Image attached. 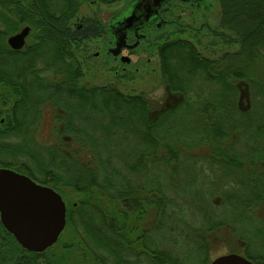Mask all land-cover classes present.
Instances as JSON below:
<instances>
[{"label": "trees", "instance_id": "trees-1", "mask_svg": "<svg viewBox=\"0 0 264 264\" xmlns=\"http://www.w3.org/2000/svg\"><path fill=\"white\" fill-rule=\"evenodd\" d=\"M97 1L109 5L118 0ZM216 2L220 10L216 27L207 23L204 15L206 24L198 29V37L159 47L160 83L175 95L198 97V110L187 102L151 119L147 94L121 92L110 84L78 85L85 77L84 62L78 55L80 44L72 49L69 43V27L80 1L0 0V87L9 92L0 99V119L5 117L0 125V168L23 174L63 197L68 189L79 196L67 208L66 225L57 243L45 253L22 249L0 223V264H192L186 255L164 245L177 246L176 240H181L193 251L209 255L219 242L226 244L229 235L235 246H229L227 254L264 264L261 254L249 253L247 238L228 222L208 214L206 208L186 203L189 210L199 209L197 227L181 219L180 201L166 186L177 188L183 183L179 175L184 166L195 168L203 178L206 167L232 169L243 182L230 179L229 188L245 186L251 193L238 206L254 212L264 206V83L253 78L257 65L264 66V0ZM23 27L31 29L33 45L13 52L6 39ZM93 27L86 24L74 32H96ZM203 39H210L205 48ZM218 44L238 49L213 59L210 56ZM200 48L206 52L211 48L210 56H202ZM182 65L198 68H180ZM47 73L49 78L44 76ZM191 83H198L197 89H191ZM245 86L262 106V117L249 125L254 141L247 153L234 149L241 129L229 124L233 112L248 115L252 110L236 105ZM67 99L75 104L63 106ZM4 106L9 109H1ZM58 109L64 117L69 116V109L80 115L87 112L81 117L83 126H76L71 133ZM185 109L201 125L192 136L170 121ZM53 115L63 123L62 133L52 135ZM96 122L100 123L93 125ZM39 127L49 132L28 131ZM128 137L135 138L137 148L127 169L134 176L147 177L135 184L114 181L119 171L111 169V157L104 156L111 147H118L119 138ZM200 149V154L194 155ZM161 170L167 181L160 178ZM229 188L210 193L207 207L217 209L218 199H222V207L227 205ZM263 229L264 222L259 227ZM203 264H209V258Z\"/></svg>", "mask_w": 264, "mask_h": 264}, {"label": "rangeland", "instance_id": "rangeland-1", "mask_svg": "<svg viewBox=\"0 0 264 264\" xmlns=\"http://www.w3.org/2000/svg\"><path fill=\"white\" fill-rule=\"evenodd\" d=\"M93 1L94 0H86V2L80 7L79 15L85 16V17H88L90 14L95 15L96 18L100 19L101 24L105 26L106 22L112 16L113 12H110L111 9L110 10H103V9L97 10L96 8L92 6ZM130 2L131 0H120L117 4H114L111 8H115L118 13L121 12L122 15H125V13L129 9ZM203 6H207V9H204ZM217 6L218 4L216 0H204V3L199 6L197 11L195 10L196 9L195 7L191 9L189 8V5H183L182 10H185L188 12L192 10L193 16L191 18L188 15L183 16L181 24L192 26L195 29L196 28L199 29L203 24H206L205 19L207 17L206 19L207 23H209L211 26L216 27L218 23ZM175 12H178V10H176ZM204 15H206L205 18H203ZM171 28H173V26L164 27L162 30L168 31V30H171ZM163 31H160V33ZM157 32L158 31H156L155 29H152L150 34L155 36V34H158ZM209 40L210 39H203L201 41L203 48H205L209 44L208 43ZM31 42H32V39H31ZM93 45H95V43L94 44L92 43V46ZM203 48L199 49L202 56H205V57L210 56L208 51L211 50V48H209L207 52L205 49L203 50ZM237 49L238 47L234 45L227 47V46L218 44L213 48L212 50L213 55H211L210 57L213 59H217L221 57L222 55L226 54V52L233 54L234 52L237 51ZM197 53H198V46H197ZM102 59H103L104 65H107L108 67H111L113 65L111 58H105V56H103V57H100L98 61L101 62ZM135 65H137V63H135L132 67H134ZM93 66L94 65H90L89 68L88 67L84 68L85 77L83 78L84 79L83 81L85 82L88 81L90 85L102 86V85L111 84V85H115L118 88L119 86H123V88L128 89L130 87V84H132L130 83V81H121L122 85H119L118 83H120V81L117 80L119 77L115 78L112 73V71L115 68H112L110 70V68L108 67L106 68L94 67L93 68ZM130 68H125V69L128 70ZM146 69H150V70L155 69V73H152L150 76L146 77L147 82L145 81L144 85L139 83V84H136L135 87L139 88L140 90L143 89L144 91H153L151 93L149 92V94H151L152 97H154L158 101L164 100L165 90H164V86L160 83V75L158 73V63L157 62L155 63L154 68H146ZM254 71H255L254 72L255 74L253 78L257 79L258 82L264 83V66L260 65L259 63L257 65V68H255ZM44 76H47L49 78L48 73L44 74ZM146 83H148V86ZM197 86H198V83L190 84V88L194 90L197 89ZM245 95L248 96L249 98L250 105L252 107V110L251 108L249 109L251 110V112L248 115H240L236 112H233L230 115L229 124L233 126H237L238 128L241 129V134H240V137L238 138V143L234 147V149L235 150L239 149L243 151L244 153H247V152H250L249 150L250 145L254 141L252 134H250L251 131L249 130V125L256 123L258 119L262 117V113H261L262 106L257 101L254 100V97L252 95V92H250V90H248L247 94ZM237 102H238V95L236 98V105H237ZM252 102H253V105H252ZM62 103H63V106H67V107L75 104V102L72 99H67V101L63 100ZM225 104H226V101H225ZM80 113L81 115H79L78 112L77 114H75L72 112L71 109H69L68 115L73 124L78 125V126H83L81 124L83 120L81 117L86 116L87 112L85 113L84 111ZM170 121L175 122L174 123L175 126H179L180 128L184 129L187 133L190 134V136L194 135V131L196 132L195 129L199 130L201 128L200 123L197 121L196 118H193L191 116V111L188 109L178 112L170 119ZM99 123L96 122L93 125H97ZM52 125H53L52 135H54V125H55L54 121L52 122ZM45 129H41L39 127L38 133L40 132L42 134H45L47 132ZM44 142L45 144L47 143V141H44ZM50 142L54 143L53 137H51ZM116 142L118 143V147L113 148L109 146L112 149L110 148L104 153V156L111 157L109 167L111 169H116L119 171V176L116 178H113V180L116 182L122 183V184L126 182L135 184L138 181L143 182L145 179H147V177L142 174L141 175L135 174L134 176L127 169V166L131 164L132 154L135 153V149L137 148V143H136L135 138L128 137L127 139H123V140L122 138H119V140ZM39 151L40 149L38 148L37 152ZM200 152H201V149L193 153L194 155L198 156ZM203 152H204V149H203ZM182 170L183 171L180 172L179 177L181 178V180H183V183L180 184L177 188L170 187L168 183L166 182L167 183L166 186L169 188L168 192L171 195H177V198L180 201L179 213H180V216L182 217L181 219L185 220L187 223H190V225H192L193 227H197L200 224L201 216L198 213L199 209L197 208V212H196V209L189 210L188 207L186 206V203L188 204L189 201H192L194 202V204L198 205V207L206 208V212H208V214L213 213L218 218L228 222L234 228V230H236L237 233L247 238L250 242L248 246L249 253L254 254V255L261 254L264 257V229L261 231L259 230V227H261L264 222V206L257 207L256 209L257 211L255 212L240 208L238 206L239 202L241 200L248 199L251 193L249 192V190H247L245 186L229 188L228 181L230 179H235L236 181L243 182L242 176L232 169L228 170L227 168H220L216 166H213L212 169H208L207 167L206 169H204V176H206L205 178L199 175V171L197 173L195 168L191 166H184ZM160 178L162 180L167 181V174L164 173V171L162 170H161ZM225 182H226V185H225ZM231 186H232V183H231ZM228 188L229 190L227 191L226 195L230 196L229 203L222 207L223 205L222 199L221 200L218 199V202H217L218 206H216L217 209H209L207 207V201H208L210 193L213 194L214 192L216 193L217 191H221V190L225 192L224 190H227ZM184 192H187L190 195L183 196L182 194ZM59 195L62 197L66 205V210L71 205V202L76 201L79 198L77 194L71 192V190L69 189L64 190L65 197H63L61 194ZM184 197L187 198V200H185ZM188 198H193V200L188 199ZM214 199L215 197H212L210 201L212 202ZM65 237L66 235L64 233V238ZM231 238L232 236L229 235L227 239H230V240H228L226 244H221L219 242L217 246H214V248L211 249L209 255H205V254L203 255V253L199 251L198 252L193 251L191 247L188 246L189 244L187 245L181 240L179 241L176 240L177 242L176 244L178 247L175 245H172L169 242L168 244H165L164 246H169V249H174V252L176 253H181L183 255H186L185 257H187L188 260H190L192 264H203L206 258H209V263H210L216 257L227 254V251L229 250V246L230 247L235 246V241L233 242Z\"/></svg>", "mask_w": 264, "mask_h": 264}, {"label": "flooded vegetation", "instance_id": "flooded-vegetation-1", "mask_svg": "<svg viewBox=\"0 0 264 264\" xmlns=\"http://www.w3.org/2000/svg\"><path fill=\"white\" fill-rule=\"evenodd\" d=\"M78 1H80L81 6L85 3V2L83 3L82 0H78ZM119 1L120 0L114 3H111L109 5L101 4L97 0L93 1L92 6L96 8L97 10L98 9H103V10L111 9L110 12H113L112 16L106 22L105 26L101 24L100 19L96 18L95 15L90 14L88 17L79 15L80 8H79V11L76 17L70 23V27H69L70 28V34H69L70 42L69 43L71 44L72 49L75 47L76 44L77 45L80 44V48L78 49L79 51L78 55L82 58L84 62V68L85 67L89 68L90 65H94L93 68L94 67L106 68L108 66L104 65L103 59L101 60V62L98 61V59L103 56H105V58H111L113 65L108 68H110V70L112 68H115L112 71V73L115 78L119 77L117 80L120 81V83L118 84L122 85L121 81H130V83H132L130 84L131 88L129 87L128 89L123 88V86H119V88L116 87L115 85L113 86H115V88H117L121 92L126 91L132 94L133 93L134 94H140V93L147 94L148 96L146 97V99L148 100L150 104V108H151L149 118L151 119L156 118V116L160 112L164 113L167 110L178 108V107L184 106L185 104L188 105V103L191 105H194L195 106L194 109L198 110V97L184 98L182 96L175 95V93H171L167 91V87L165 86L164 87V90H165L164 100L158 101L154 97H152L151 94H149V92L151 93L153 91H144L143 89L140 90L139 88H136L135 85L139 83L144 85L146 81V77L150 76L152 73H155V69L150 70L146 68H154L156 62L158 63V73H159V68H161L159 47L161 45L167 44L170 41L177 40V39H187V38L190 39L191 37H195V36L198 37V28L195 29L192 26L181 24L183 16L188 15L190 18L193 16L192 10H190L189 12L182 10L183 8L182 6L189 5V8L192 9L193 7H195L196 8L195 10L197 11L199 6L204 3V0H186V1L163 0L160 7L157 8V13L153 14L148 19L147 23H144L145 22L144 21L145 12L143 11V9L139 8V11H138L139 17H137L139 18V20L136 21L135 23L133 22L128 29H125L124 28L125 26L122 24L124 19H126L127 17L131 15L133 10L140 4V2L148 3L152 7L153 0H131L129 4V9L125 13V15H122L121 12L118 13L115 8H111L114 4H117ZM203 7L204 9H207V6H203ZM217 9H218L217 15L219 17L220 10L218 6H217ZM176 10H178V12H175ZM86 24H90L94 26L92 30H97V31L92 32V33H88V32L75 33L74 32V30H77V31L83 30ZM168 26H173V28H171V30H168V31L162 30L164 27H168ZM152 29H155L156 31H158L157 32L158 34H155V36L150 34ZM180 30L184 32L182 34L178 33V31ZM160 31H163V32L160 33ZM124 34H125V41L123 40ZM221 36H224L223 33H221ZM9 37H7L6 39V45L13 52H23V50H25L27 47L33 45L32 44L33 38L31 37V29H30L29 35L25 39L24 47L21 50H18V51L12 50L9 47L7 43V40ZM31 39H32V42H31ZM92 43L93 44L95 43V45L92 46ZM35 44L37 45V43ZM117 46L120 48V51L118 52V54H114L113 51L117 49ZM227 47H229V45H227ZM135 63H137V65L132 67ZM84 68H81V69L84 70ZM125 68H130V69L127 70ZM180 68H198V65H191V66L182 65L180 66ZM146 84L148 86V83ZM78 85L82 87L95 86V85H90L88 81L79 82ZM102 86H105V85H102ZM244 90H245L244 94H247L246 86L244 87ZM6 94H9V92L5 90V88L0 87V99ZM157 105L158 107L156 108ZM238 105L241 110L249 111L250 108L252 109L249 98L246 95L243 97V100L239 99ZM8 107L4 106L1 109L6 110V109H9ZM57 111L62 115L63 111L61 109H58ZM62 116L64 117V115ZM65 119H67L68 121V126H69L68 128L70 131H72L71 133L74 132L76 126L80 127L78 125L73 124L69 116L63 118V120ZM53 121L57 125V130L55 131L54 129V132L56 134L62 133L64 129L63 123L61 124L58 123L57 122L58 120L56 119L54 115H53ZM4 122H5V117H2L0 119V125H3ZM45 130L49 132L48 129H45ZM28 131L37 133L38 129L34 130L30 128ZM69 138L71 137L69 136ZM63 139L65 138L63 137ZM260 164H262L261 166H263V163H260ZM262 168L263 167H261V169Z\"/></svg>", "mask_w": 264, "mask_h": 264}, {"label": "water", "instance_id": "water-1", "mask_svg": "<svg viewBox=\"0 0 264 264\" xmlns=\"http://www.w3.org/2000/svg\"><path fill=\"white\" fill-rule=\"evenodd\" d=\"M162 2L163 0H153L152 7L140 2L122 22L124 28L128 29L133 22L139 20V8L145 12L144 23H147L157 13ZM29 32L30 28L25 27L9 37V47L21 50ZM123 40L125 41V34ZM119 51L117 46L113 53L118 54ZM244 92H241V100L245 96ZM0 223L22 249L31 253H45L57 243L65 228L66 205L52 188L40 185L11 169L0 168ZM209 264L252 263L240 254L229 253L216 257Z\"/></svg>", "mask_w": 264, "mask_h": 264}]
</instances>
